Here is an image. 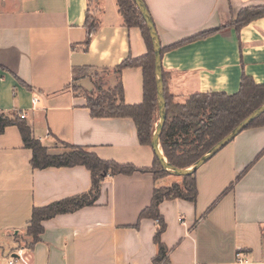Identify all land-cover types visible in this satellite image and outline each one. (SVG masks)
Here are the masks:
<instances>
[{"label":"crops","instance_id":"1","mask_svg":"<svg viewBox=\"0 0 264 264\" xmlns=\"http://www.w3.org/2000/svg\"><path fill=\"white\" fill-rule=\"evenodd\" d=\"M143 1L174 102L195 94L235 95L244 75L264 85V18L239 33L223 28L264 0ZM88 15L97 24L90 40ZM147 54L141 30L125 25L117 0H0V114L26 113L24 121L50 154L72 145L105 161L152 169L155 152L140 143L131 118H94L88 108L104 72L112 88L122 83L126 104H142L143 68H116ZM31 159L18 127L6 128L0 135V264L19 254L27 264H155L159 225L140 216L155 189L180 183L178 177L109 176L94 206L44 222L40 242L27 248L21 244L35 208L82 196L93 185L84 166L39 170ZM196 182L195 203L160 206L168 249L161 264H264V127L237 136L198 170Z\"/></svg>","mask_w":264,"mask_h":264},{"label":"trees","instance_id":"2","mask_svg":"<svg viewBox=\"0 0 264 264\" xmlns=\"http://www.w3.org/2000/svg\"><path fill=\"white\" fill-rule=\"evenodd\" d=\"M119 10L128 28H139L148 47V54L139 59H126L116 71L141 67L144 70V101L140 105H128L124 99L123 85L102 90L97 85V96L88 97V108L94 118H131L137 128L142 145L152 148V139L159 122V106L156 88L155 55L149 29L134 0H117ZM264 18V6L243 8L223 28H232L240 32L245 26ZM88 40L95 32L97 24L88 15L86 21ZM223 28L204 32L185 42L207 38L219 33ZM81 70L76 71V80L82 77ZM87 73V72H86ZM84 76V75H83ZM167 120L161 135V148L167 160L179 169H187L200 160L212 147L227 137L242 121L264 105V85H257L251 77L243 76L240 91L235 95L226 93L195 94L184 103L174 102L167 87L163 73ZM10 126L18 127L25 148L32 151L31 166L34 169L86 167L92 174V189L82 196L58 201L44 208H35L27 229L30 239L27 248L40 242L44 233V222L60 215L72 214L96 204L101 187L109 176L132 175L136 172H150L158 179L170 175L164 171L156 158L152 169H138L133 165H120L114 161H105L83 147L66 145V152L53 155L33 136L31 128L17 115L0 114V135ZM264 127V114L255 120L246 130ZM198 198L196 174L181 178V182L171 187L157 188L151 205L140 216V220L159 221L155 242L159 254L155 264L165 261L168 249L161 237L166 224L160 214V206L165 201L184 200L195 203ZM26 247V246H25Z\"/></svg>","mask_w":264,"mask_h":264},{"label":"water","instance_id":"3","mask_svg":"<svg viewBox=\"0 0 264 264\" xmlns=\"http://www.w3.org/2000/svg\"><path fill=\"white\" fill-rule=\"evenodd\" d=\"M138 9L140 10L143 19L149 29V34L152 40L154 55H155V75H156V88L158 95V106H159V122L157 124L155 133L152 139V149L155 152L156 158L162 169L168 172L170 175L183 178L196 174L198 170L208 163L214 156L220 151L227 147L234 139L244 132L255 120L264 114V105L259 109L255 110L249 117L242 121L227 137L221 140L218 144L212 147L200 160L194 165L187 169H179L172 165L165 157L161 148V135L167 120V103L165 99V86L163 79V68H162V55H161V44L156 31V27L151 18V15L143 0H134Z\"/></svg>","mask_w":264,"mask_h":264},{"label":"rangeland","instance_id":"4","mask_svg":"<svg viewBox=\"0 0 264 264\" xmlns=\"http://www.w3.org/2000/svg\"><path fill=\"white\" fill-rule=\"evenodd\" d=\"M106 2V0H105ZM96 80V83L98 86L101 87L102 90H107L109 87H111L112 83L110 81V79H108V76L106 75V73H101V76H99L98 78L95 79ZM100 92V91H99ZM99 92H96L94 96H97V94ZM174 177V176H173ZM178 181L181 182V178H177ZM26 243H22L21 245L23 246H26L27 247V244H29L30 242V239L27 237L26 240H25Z\"/></svg>","mask_w":264,"mask_h":264},{"label":"built area","instance_id":"5","mask_svg":"<svg viewBox=\"0 0 264 264\" xmlns=\"http://www.w3.org/2000/svg\"><path fill=\"white\" fill-rule=\"evenodd\" d=\"M3 81V78L0 77V82ZM38 103V99L34 98L33 99V107L36 106V104ZM21 119H26V113H23L20 115ZM157 224L159 225V221H157ZM240 256V255H239ZM240 263H242V261H240ZM8 264H27V262L25 261V259L23 257H21V255L19 254L18 257L16 258H12ZM243 264V263H242Z\"/></svg>","mask_w":264,"mask_h":264}]
</instances>
